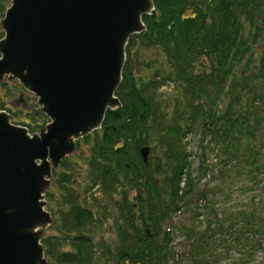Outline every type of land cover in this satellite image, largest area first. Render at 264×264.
<instances>
[{
	"label": "trees",
	"instance_id": "obj_1",
	"mask_svg": "<svg viewBox=\"0 0 264 264\" xmlns=\"http://www.w3.org/2000/svg\"><path fill=\"white\" fill-rule=\"evenodd\" d=\"M152 2V13L142 17L145 31L126 45L116 92L121 107L108 111L101 128L85 140L91 144L86 190L97 185L120 206L117 243L103 239L97 250L89 235L64 237L75 241L76 250L63 253L61 238L52 235L42 239L44 252L58 264H97L98 251V264H264V0ZM5 7L0 4V18ZM151 49L167 69L144 63L153 70L146 78L135 65ZM167 82L183 98V109L178 106L171 117L156 96ZM10 83L0 86L2 109L5 97L18 89ZM222 97L228 98L225 107ZM23 124L31 133L39 126ZM206 124L218 161L200 165L193 176L182 139ZM144 145L156 155L146 165L138 153ZM61 166L69 164L63 160ZM207 172L210 180L200 182ZM55 176L63 182L62 204L69 211L65 230L94 226L91 208L65 188L70 174ZM132 191L137 210L128 196ZM176 216L173 231H166ZM176 237L180 251L173 245Z\"/></svg>",
	"mask_w": 264,
	"mask_h": 264
},
{
	"label": "water",
	"instance_id": "obj_2",
	"mask_svg": "<svg viewBox=\"0 0 264 264\" xmlns=\"http://www.w3.org/2000/svg\"><path fill=\"white\" fill-rule=\"evenodd\" d=\"M153 9L152 0L10 1L0 18V81L17 79L51 121L29 136L0 112V264H46L39 230L49 222L42 196L51 168L120 106L125 45ZM139 152L145 163L149 148Z\"/></svg>",
	"mask_w": 264,
	"mask_h": 264
},
{
	"label": "rangeland",
	"instance_id": "obj_3",
	"mask_svg": "<svg viewBox=\"0 0 264 264\" xmlns=\"http://www.w3.org/2000/svg\"><path fill=\"white\" fill-rule=\"evenodd\" d=\"M10 3V0H1L0 4H1V8L4 6H8ZM5 7V8H6ZM6 10V9H5ZM262 29H264V25L262 26ZM3 30L0 27V35H2ZM261 43L259 42L258 45L254 44V51L256 53L261 51ZM142 56V62L140 64H136L135 67L138 70L139 74H143L144 77L146 78H152V72L153 70H149L146 68L145 65H143L144 63H149L153 68H161L162 70L167 69V66L164 63L163 58H161L159 55H157V53L155 52V50H146L143 52ZM158 76L160 75V73L157 74ZM175 84L168 82L165 85L162 86V88L158 89L156 92V96L163 101V104H165L166 108V112L168 113V116L171 117V113L175 110H177V107L179 109H183V98L179 95L177 96V91L174 87ZM22 94V97H26V101L25 103H22L21 101H18L17 99H19V96ZM227 97H222V107H225L226 103H227ZM6 104L11 107L10 111L8 112L11 122L13 124H21V122H24L25 120H27V117L31 116L30 114H32L36 109L37 111L40 113L39 110V105L36 103V97H34V95L32 93L26 92L25 90L21 89V90H17L14 93V96L11 97H7L6 98ZM40 115V114H39ZM37 115V117L33 120L35 121V124L39 125L38 129L36 132H39V130L41 128H45L46 127V122L47 119H44L45 117L43 116H39ZM41 127V128H40ZM198 133L197 135H193V134H189L187 136V138H185L183 142L186 143V150H189L191 153H199L198 151V143H199V139H198V135L199 134H204L207 138V143L210 142L209 139V135L207 134L206 131H204L203 128H200L197 130ZM90 143H86L84 140L80 139V142L78 144V147L76 148V150L70 154L69 159V163L71 166L70 168L67 169V171H69L70 173L72 172V177H74V187L75 189V193L80 192V204H86L88 203V206H90L91 208H93V211H97V215L98 217H100L102 219L104 223L103 225V236L105 239H107L108 241H112L114 243H117V239H116V230L111 226V224H109L107 221H105L106 219H103V217L105 218V216L108 214V212L110 211L111 207V201H113V198L108 197L105 193H101L100 190L97 191V194L94 196L93 192L94 190H90L89 193L87 194L90 198V200H85L86 198V189L88 188V186L91 185V176L90 173L88 172V168L85 165L86 163V158L88 156V150L90 148ZM152 158L155 155V152H153L152 154ZM58 171L60 172V170L62 169L61 167H58ZM52 178V177H51ZM53 182V178L51 179ZM52 184V183H51ZM55 189L54 193L56 194L54 196V199H51L50 205L51 208L50 210H52L51 212H54V216L56 217L57 221L59 222V213H58V209H60L59 207H56L58 200L61 201V196L58 192V189L56 188L55 185ZM85 191V196L82 197V193ZM129 196H131L130 200L131 202H134V197H135V191H132ZM120 196L115 195V198H119ZM86 202H84L83 201ZM136 203V202H135ZM95 208V209H94ZM116 214V212H114V215ZM173 221L170 222V224H172ZM53 224L51 225V228L47 227H43L41 229L42 234L48 233V234H54V232H52L51 230L53 229ZM172 231V229L170 230ZM176 243V248L178 250H180V247L178 246L177 241H175ZM65 248H67L66 246H64Z\"/></svg>",
	"mask_w": 264,
	"mask_h": 264
},
{
	"label": "flooded vegetation",
	"instance_id": "obj_4",
	"mask_svg": "<svg viewBox=\"0 0 264 264\" xmlns=\"http://www.w3.org/2000/svg\"><path fill=\"white\" fill-rule=\"evenodd\" d=\"M51 213H52L53 221H54V222L52 223V224H53V227H52V228H55V226H56V222H57L56 220H57V219H56V217L53 215L54 212H51ZM51 263H52V262H51ZM52 264H58V263H52Z\"/></svg>",
	"mask_w": 264,
	"mask_h": 264
}]
</instances>
